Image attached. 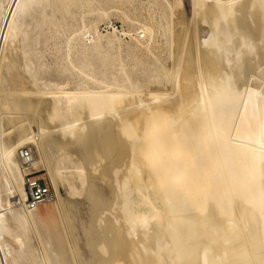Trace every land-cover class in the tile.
Masks as SVG:
<instances>
[{
  "label": "bare ground",
  "instance_id": "bare-ground-1",
  "mask_svg": "<svg viewBox=\"0 0 264 264\" xmlns=\"http://www.w3.org/2000/svg\"><path fill=\"white\" fill-rule=\"evenodd\" d=\"M110 4L144 28L127 58L99 29ZM256 53L264 65V0H0L6 264H264ZM30 141L56 225L25 207ZM59 185L91 203L81 234Z\"/></svg>",
  "mask_w": 264,
  "mask_h": 264
},
{
  "label": "rangeland",
  "instance_id": "rangeland-1",
  "mask_svg": "<svg viewBox=\"0 0 264 264\" xmlns=\"http://www.w3.org/2000/svg\"><path fill=\"white\" fill-rule=\"evenodd\" d=\"M142 2H143V4H145L146 2H147V0H141ZM173 0H168V2H172ZM164 2H166V1H164ZM95 4V3H94ZM139 4V2L137 3V1H135V2H133V7H137V5ZM96 5V4H95ZM115 5H113V4H110V5H108V6H106V7H108L109 8V13L111 14L110 15V19L108 20L109 22H110V24H109V22L108 21H104L105 23H103V22H101L100 23V32H101V34L102 35H104V38L105 37H111L112 39H117V38H119L120 39V41H115L116 43H115V46L116 47H114V49L112 50V52H113V54H117V53H121V55L123 56V57H128L127 56V53H130V51H135V49H136V45L138 44V42H136L137 41V29H141V30H143L144 28L142 27V23L141 22H134L133 24H128V23H126V22H123V20L121 19V17H120V12H117L118 10L114 7ZM127 6H129L128 4H127ZM132 7V6H131ZM112 11V12H111ZM133 12V16L132 17H134V10H131V13ZM251 19H249L248 21L249 22H247L248 24L251 22L252 24H249V25H253V22H252V20L250 21ZM137 23V24H136ZM139 23V24H138ZM130 27V28H129ZM141 30H139V32H142ZM135 39H136V41H135ZM120 46V47H119ZM119 47V48H118ZM132 47H134V48H132ZM117 48V49H116ZM48 53H50V51H48ZM48 56H49V54H47ZM259 55H261V54H259V53H256V55L254 54V56L252 57V58H254L255 59V61H256V63H255V61H250V62H248V64L249 63H255L258 67H259V70L257 69L256 70V72L258 71V73H256L255 71L253 72V74H259L261 71L260 70H262L263 68H264V65L262 64L263 63V55L261 56L262 58H260V56ZM252 56V55H251ZM253 60V59H252ZM248 61V60H247ZM261 62V63H260ZM258 63H260V64H258ZM248 64H247V67H248V69L245 71L244 70V72L246 73V75H249L250 74V71L252 72V68L251 67H253V69H254V66L253 65H255V64H250L249 66H251L250 68H249V66H248ZM255 65V66H256ZM263 65V66H262ZM262 66V67H261ZM258 67H255V69L256 68H258ZM249 69H250V71H249ZM249 71V72H248ZM260 71V72H259ZM243 72V74L245 75V73ZM248 73V74H247ZM244 75H241V77H242V81L244 80V81H247L248 80V82H250L251 81V78H252V74H250L249 76H251V78L248 76V78H247V76H245L244 77ZM262 76V78L264 77V75L262 74L261 75ZM240 77V78H241ZM260 77V76H259ZM245 78H247V80L245 79ZM260 79V78H259ZM241 80V79H240ZM242 81H240V82H242ZM243 81V82H244ZM2 95H4L3 93H1ZM2 103L3 102H1L0 104H1V108H0V112L1 111H3V112H6V111H8L7 110V106L5 105V106H3L2 105ZM4 108H3V107ZM6 122H7V120L5 121V124H6ZM43 124H46V125H49V128H50V130L53 128V126L52 125H50L48 122H47V120H44L43 121ZM5 127V129H13V126H14V124L12 123V125H10V126H8V124H6V125H4ZM53 130V129H52ZM16 133V132H15ZM10 135H11V137H10ZM9 135V137L11 138V140H13V139H15V137H16V135H17V133H16V135L14 134V131L11 133ZM15 136V137H14ZM53 136H56L55 134H53ZM14 137V138H13ZM63 138H61V140H62ZM64 140V139H63ZM21 150H27L28 152H30L31 153V156H32V158H34V159H39L38 158V152L36 151V149H35V146L33 145V142L32 141H30L29 143H27V144H25V145H22V146H20L19 147V149L17 150V157H18V160H19V162L21 161L20 160V151ZM19 153V154H18ZM21 163V162H20ZM41 168V169H40ZM40 168H38L37 170L36 169H33L32 168V170H33V172H34V175L36 176V177H38V178H40L41 180H43V181H45L48 185H49V187L51 188V190H52V192H53V194H54V198H53V200L52 201H50V202H47V203H45V204H43V205H41L40 207H39V209H37V211H38V213L40 214V216H45L46 218H48V221L52 224V223H54V225H56L57 224V217H59V212H58V210H57V208L55 209V205H56V203H57V195H56V191H55V189H54V187L52 186V182H51V180H50V177H49V175L47 174V171H45V170H42V167H40ZM62 186V187H61ZM59 193H60V195L64 198V200H65V203H66V205H67V207L68 208H70V209H72V213L76 216L75 218L76 219H74V220H76V224H78V233L79 234H81L82 232L80 231V230H82V227H81V224H82V222H87L88 221V216H89V204H91L90 202H88L89 200L85 197V193L80 197H76V198H73V197H69V195H67V192H66V188L63 186V185H59ZM85 198V199H84ZM81 199V200H80ZM67 200V201H66ZM86 202V203H85ZM69 203V204H68ZM74 206V207H72V205ZM79 203V204H78ZM84 203V204H83ZM88 203V204H87ZM78 204V205H77ZM83 204V205H82ZM87 204V205H86ZM82 206V207H81ZM78 208V209H76V208ZM87 209V210H86ZM77 210H78V212H77ZM80 210V211H79ZM57 211V213H58V216H56V214L57 213H55ZM86 214H85V213ZM81 214V215H80ZM88 215V216H87ZM48 216V217H47ZM54 218V219H53ZM73 218H74V216H73ZM77 218H79V219H77ZM83 219V220H82ZM84 219H86V220H84ZM54 222H53V221ZM55 220H56V222H55ZM52 221V222H51ZM80 228V229H79ZM33 236H34V234H33ZM82 236V238H83V235H81ZM34 238H35V244L37 245L38 244V240L36 239V235L34 236ZM80 245L83 247L84 246V243H83V240L81 239L80 240ZM84 248V247H83ZM6 261V260H5ZM4 261V258H3V256H2V254L0 255V264H6L7 262H5Z\"/></svg>",
  "mask_w": 264,
  "mask_h": 264
},
{
  "label": "built area",
  "instance_id": "built-area-1",
  "mask_svg": "<svg viewBox=\"0 0 264 264\" xmlns=\"http://www.w3.org/2000/svg\"><path fill=\"white\" fill-rule=\"evenodd\" d=\"M31 158V153L29 154L27 150L20 151L21 165L24 170H27L25 172V190L27 192L25 207L29 210L35 211L39 209L41 205L52 201L54 194L45 181L34 175V172L29 164V159Z\"/></svg>",
  "mask_w": 264,
  "mask_h": 264
}]
</instances>
